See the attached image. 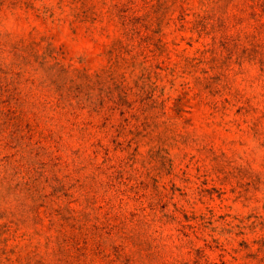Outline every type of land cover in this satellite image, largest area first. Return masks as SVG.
Segmentation results:
<instances>
[{"label":"rangeland","instance_id":"1","mask_svg":"<svg viewBox=\"0 0 264 264\" xmlns=\"http://www.w3.org/2000/svg\"><path fill=\"white\" fill-rule=\"evenodd\" d=\"M245 2L0 0V264H264Z\"/></svg>","mask_w":264,"mask_h":264},{"label":"trees","instance_id":"2","mask_svg":"<svg viewBox=\"0 0 264 264\" xmlns=\"http://www.w3.org/2000/svg\"><path fill=\"white\" fill-rule=\"evenodd\" d=\"M250 10V19L253 20L254 38L258 40L257 47L264 49V0H246ZM226 45V37L223 38L221 46ZM264 95V91H263Z\"/></svg>","mask_w":264,"mask_h":264}]
</instances>
